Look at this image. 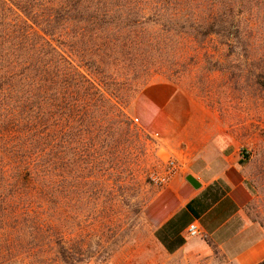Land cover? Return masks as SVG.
I'll list each match as a JSON object with an SVG mask.
<instances>
[{
  "label": "trees",
  "instance_id": "1",
  "mask_svg": "<svg viewBox=\"0 0 264 264\" xmlns=\"http://www.w3.org/2000/svg\"><path fill=\"white\" fill-rule=\"evenodd\" d=\"M230 31L262 45L264 0H0V264L83 260L71 212L79 222L97 204L134 126L126 108L148 86L152 41L229 44ZM255 82L264 91V72Z\"/></svg>",
  "mask_w": 264,
  "mask_h": 264
},
{
  "label": "rangeland",
  "instance_id": "2",
  "mask_svg": "<svg viewBox=\"0 0 264 264\" xmlns=\"http://www.w3.org/2000/svg\"><path fill=\"white\" fill-rule=\"evenodd\" d=\"M146 31L152 38L157 34ZM230 37L229 44L215 35L198 43L184 33L165 34L158 44L152 41L148 86L169 83L174 114L193 120L196 132L207 130L201 121H210L209 131H224L240 146L252 193L264 211V91L255 82L264 72V60L254 55L264 43L251 47L233 33ZM138 94L126 108L134 126L116 139L113 163L106 162L101 174L97 204H88L79 222L77 211L71 212L70 238L81 239L84 246V258L77 264H150V258L159 264L164 258L150 238L148 205L158 187L151 178L164 171L170 154L134 114Z\"/></svg>",
  "mask_w": 264,
  "mask_h": 264
},
{
  "label": "crops",
  "instance_id": "3",
  "mask_svg": "<svg viewBox=\"0 0 264 264\" xmlns=\"http://www.w3.org/2000/svg\"><path fill=\"white\" fill-rule=\"evenodd\" d=\"M169 83L145 87L133 104L141 125L157 136L177 171L154 188L150 238L164 258L159 264H258L264 260V211L249 183L247 159L224 131L210 121L180 119L171 108ZM198 183L193 187L186 177ZM200 234H186L189 224ZM152 257V255L150 256ZM150 264H156L150 258Z\"/></svg>",
  "mask_w": 264,
  "mask_h": 264
},
{
  "label": "built area",
  "instance_id": "4",
  "mask_svg": "<svg viewBox=\"0 0 264 264\" xmlns=\"http://www.w3.org/2000/svg\"><path fill=\"white\" fill-rule=\"evenodd\" d=\"M166 167L162 173H159L151 178L153 183L158 187L165 184L168 179L177 171L178 166L174 159L168 158L166 161ZM186 234L190 237H194L200 234L197 224L191 223L186 228Z\"/></svg>",
  "mask_w": 264,
  "mask_h": 264
},
{
  "label": "water",
  "instance_id": "5",
  "mask_svg": "<svg viewBox=\"0 0 264 264\" xmlns=\"http://www.w3.org/2000/svg\"><path fill=\"white\" fill-rule=\"evenodd\" d=\"M186 180L195 188L199 186V183L191 175H188Z\"/></svg>",
  "mask_w": 264,
  "mask_h": 264
}]
</instances>
